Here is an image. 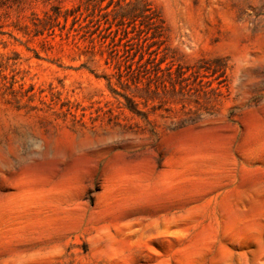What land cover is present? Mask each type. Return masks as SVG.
<instances>
[{
    "label": "rangeland",
    "instance_id": "obj_1",
    "mask_svg": "<svg viewBox=\"0 0 264 264\" xmlns=\"http://www.w3.org/2000/svg\"><path fill=\"white\" fill-rule=\"evenodd\" d=\"M0 264H264V0H0Z\"/></svg>",
    "mask_w": 264,
    "mask_h": 264
},
{
    "label": "trees",
    "instance_id": "obj_2",
    "mask_svg": "<svg viewBox=\"0 0 264 264\" xmlns=\"http://www.w3.org/2000/svg\"><path fill=\"white\" fill-rule=\"evenodd\" d=\"M131 5H132L134 8H137V7L141 6V5H143V3L137 1V2H135V3H133V4H131ZM144 5L148 6L147 4H144ZM145 12H151V13H149L151 20H156L157 16L154 15V13H153L152 11H145Z\"/></svg>",
    "mask_w": 264,
    "mask_h": 264
}]
</instances>
